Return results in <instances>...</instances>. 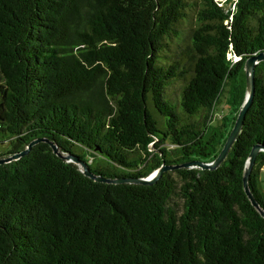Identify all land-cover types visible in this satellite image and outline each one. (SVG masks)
Here are the masks:
<instances>
[{"label": "trees", "instance_id": "1", "mask_svg": "<svg viewBox=\"0 0 264 264\" xmlns=\"http://www.w3.org/2000/svg\"><path fill=\"white\" fill-rule=\"evenodd\" d=\"M259 52L264 0H0V142L10 144L0 158L46 138L105 178L210 162ZM254 145L264 146V61L216 170L99 183L41 142L0 164V264H264V218L243 188ZM263 167L262 151L249 186L264 210Z\"/></svg>", "mask_w": 264, "mask_h": 264}, {"label": "water", "instance_id": "2", "mask_svg": "<svg viewBox=\"0 0 264 264\" xmlns=\"http://www.w3.org/2000/svg\"><path fill=\"white\" fill-rule=\"evenodd\" d=\"M264 61V52H259L258 54L252 55L249 57L244 66V71L246 75V93L244 97V101L242 104V107L239 111L238 117L235 121V124L231 130V133L229 134L225 144L223 145L222 150L218 154V156L210 161V162H203L199 160H192L189 162H186L181 165H162L160 168L153 171L150 175L147 177H141V178H105L100 175L94 174L87 163L82 161L79 157L73 155V154H64L61 153L58 146L53 143L52 141L46 139V138H39L31 141L27 147L14 155L0 158V164L10 163L12 161L18 160L21 157L25 156L30 152V150L33 148V146L45 142L50 145L53 153L64 160L67 163H73L77 165L80 169V171L84 174V176L90 178L91 180L99 183H107V184H137V185H152L156 183L163 173L167 171H173L175 169H200V170H216L218 169L222 163L226 160L227 156L229 155V152L236 141L238 135L240 134L244 120L247 114V111L249 110L253 97L255 92V69L256 66ZM264 152V146L261 145H254L248 155V158L245 162L244 166V173H243V188L244 192L251 202L252 206L257 210V212L264 218V210L259 206L257 200L254 198V196L251 193L250 186H249V178L251 175V172L253 170V167L255 165V160L259 152Z\"/></svg>", "mask_w": 264, "mask_h": 264}, {"label": "rangeland", "instance_id": "3", "mask_svg": "<svg viewBox=\"0 0 264 264\" xmlns=\"http://www.w3.org/2000/svg\"><path fill=\"white\" fill-rule=\"evenodd\" d=\"M217 114L219 115L217 117V120L219 121L221 115H225L228 111V106L226 103V98L224 96L221 97L220 102L217 104L216 107ZM10 149V144L9 142H0V155L7 154ZM155 148L153 147V150ZM260 188L262 192L264 193V167L261 170L260 173Z\"/></svg>", "mask_w": 264, "mask_h": 264}, {"label": "clouds", "instance_id": "4", "mask_svg": "<svg viewBox=\"0 0 264 264\" xmlns=\"http://www.w3.org/2000/svg\"><path fill=\"white\" fill-rule=\"evenodd\" d=\"M226 0H219L218 2H221V3H223V2H225Z\"/></svg>", "mask_w": 264, "mask_h": 264}, {"label": "built area", "instance_id": "5", "mask_svg": "<svg viewBox=\"0 0 264 264\" xmlns=\"http://www.w3.org/2000/svg\"><path fill=\"white\" fill-rule=\"evenodd\" d=\"M217 1H219V0H217ZM222 5V4H221ZM235 60L237 61V60H239V58L238 57H235Z\"/></svg>", "mask_w": 264, "mask_h": 264}]
</instances>
